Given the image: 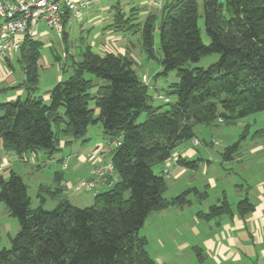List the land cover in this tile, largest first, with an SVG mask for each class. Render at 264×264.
<instances>
[{"label":"trees","instance_id":"16d2710c","mask_svg":"<svg viewBox=\"0 0 264 264\" xmlns=\"http://www.w3.org/2000/svg\"><path fill=\"white\" fill-rule=\"evenodd\" d=\"M119 4L113 6L109 28L139 34L148 58L163 68L158 76L177 71L179 80L163 95L143 81L128 53L100 54L88 47L79 58L71 56L63 68L70 75L50 90L47 103L38 89L43 43L25 38L18 60L26 74V96L0 101V141L5 150L21 159L40 151L53 156L61 133L80 139L91 125L101 123L108 141L122 137L112 156L119 180L90 207L79 208L62 198L47 210L31 207L28 186L19 174L0 176V204L20 225L19 233L10 238L11 248L0 249V264H162L148 253L146 238L139 236L146 220L153 212L189 205L191 194L207 193L189 189L167 200L166 175L154 168L193 140L198 125L232 124L264 111V0H173L143 20L138 7L125 12ZM200 18L211 40L208 46L202 40ZM157 26L162 58L155 48ZM63 34L66 41V25ZM211 55H219V60L210 67H188ZM7 64L11 67L10 60ZM152 90L164 105L153 104ZM240 147L239 142L228 146L223 157L232 160ZM178 162L187 169L196 167V162ZM57 181L60 184L58 175ZM57 192L61 195L62 187ZM253 210L249 198L240 201L241 216ZM231 212L224 200L200 216L210 219Z\"/></svg>","mask_w":264,"mask_h":264},{"label":"crops","instance_id":"0c3cea01","mask_svg":"<svg viewBox=\"0 0 264 264\" xmlns=\"http://www.w3.org/2000/svg\"><path fill=\"white\" fill-rule=\"evenodd\" d=\"M138 2L141 4V0ZM132 7L137 6L132 5ZM138 9L141 8L138 7ZM146 9L143 7L140 12L144 15L158 12L153 10L148 12L149 10ZM127 53H129L127 50L121 52L122 55ZM130 57L132 58L131 55ZM8 68L9 65L5 63L0 68V72L8 75ZM8 79L9 87L0 88V101L15 100L25 96V92L13 89L18 83L13 78ZM58 79L62 81L61 77ZM148 83L152 84L149 80ZM50 90L46 96L39 94L47 103L50 102ZM203 130H207V127L195 130L194 139L199 140V145H195L194 140L183 143L169 162L156 168H158L157 173L168 169V175L173 180L172 196H167L170 187L167 182L168 190L165 193L167 200L176 198L189 189H197L200 193L206 192L207 196L191 194L189 196L191 203L183 208L175 207L153 212L140 230V232L144 231L142 237L147 240L146 249L153 259L162 264H264V145L252 147L246 154L239 152L233 156V159L229 161L231 166L232 163L237 164L236 172L233 168L225 167L230 164L226 163L223 157L224 150H214L211 146L218 145V141L213 139L209 143ZM67 143L63 141L59 147L64 148ZM107 143L108 140L105 137V145ZM102 146L100 144L86 154L72 151L74 154L67 155L66 160L63 159L65 156L57 159L59 162L78 159L89 164L87 174L82 178L83 182L74 189L75 193L83 192L84 184L92 178L93 170L108 161V159L89 161L90 155ZM30 155L32 157H29ZM45 156L47 157H41L40 160L38 153H31L21 159L7 152L3 142L0 141V176L6 178L9 172L14 171L16 159L39 168L46 163L44 158H47L50 163L56 160L54 156L48 154ZM179 158L196 162V167L185 168L178 162ZM64 166L63 169L67 170L68 166L66 165V168ZM233 175L235 176L232 179ZM115 178L118 182V175H115ZM59 179L62 188L73 189L70 178L65 180L62 174ZM98 186L108 191L114 185ZM98 186L94 189L97 190ZM211 192L216 193L213 199ZM65 198L79 207V204H74L71 196ZM245 198H249L254 210L243 217L238 211V205ZM224 200L231 206L230 214L210 219L200 216V214H208L212 206H219Z\"/></svg>","mask_w":264,"mask_h":264},{"label":"rangeland","instance_id":"374dc122","mask_svg":"<svg viewBox=\"0 0 264 264\" xmlns=\"http://www.w3.org/2000/svg\"><path fill=\"white\" fill-rule=\"evenodd\" d=\"M224 1V0H221ZM120 2V7L123 8L125 12H128L132 5L139 8H143L138 0H101V2L95 5L91 10L84 13L83 19L77 25L66 26V33L68 34L67 40L64 41V34L61 37L51 30L44 23L38 26L37 31L40 34L38 40L43 43V48L41 52V57L38 60V77H39V94L46 96L48 91L52 89L56 84L60 82L59 77L62 80H66L70 75L69 72L64 73V66H68L71 62V56L79 58V54L83 52L86 48H91L92 51L100 54L107 52H113L121 54L122 51L127 50L134 58L136 63L135 69L139 76L142 77L146 75L149 80L150 85L154 86L156 90L162 91L161 93L165 95V90L174 83L178 82L177 71H172L165 75L158 74L163 72V68L158 60L149 59L147 54L142 49L141 38L139 34L127 35L119 31H114L109 28L112 17L114 15L113 6ZM139 11H142V10ZM202 13V8L200 9ZM139 19L143 20L144 15L139 12ZM199 27L201 29V36L203 43L205 45H210L211 40L206 33L203 18L199 19ZM155 48L159 58H162V54L159 50V32L158 26L155 32ZM20 53L11 59V67L8 68V75L0 72V88L9 87V79L13 78L18 84L17 90L23 92L26 89L22 86L24 80L26 79V74L24 73L22 66L19 63L18 57ZM219 55H211L202 58L198 63H190L189 68L203 67L208 68L214 63L218 62ZM8 65V64H7ZM2 70V69H1ZM9 76V77H8ZM154 96L153 104L155 106L164 105V101L158 100L157 92L151 91ZM26 96V92H25ZM23 96L22 98H25ZM171 101H175L174 96H170ZM91 107L96 109L94 103H91ZM99 117V111L96 109L95 118ZM145 119L143 115L140 119L142 122ZM204 136L207 138L208 142L214 139L218 141V145H212L214 150H225L228 146H232L235 143H240L241 147L239 152L242 154L248 153L250 148L256 147L258 145H264V111L253 113L243 119H240L232 124H217L213 126L198 125L197 129H204ZM196 130V129H195ZM202 132V131H201ZM61 146L63 141L68 143L65 147H59V151L54 153V159H67V155L74 154L72 151L78 152L79 154H86L88 151L93 150L97 146L105 145V135L103 132V127L101 123L97 125H91L87 134L80 138L75 139L67 137L64 134L59 135ZM90 139V140H88ZM88 140V141H87ZM41 157H47L42 151L38 152ZM29 157H32L30 155ZM46 163L39 168L31 163H24L21 160L14 162L13 170L18 173L24 180V182L29 187V196L31 199V207L38 208L43 206L47 210H53L56 208L62 198L66 196L73 199L74 204H79V208H87L95 203L96 196L104 193L107 189L102 186H98L97 190L88 192L84 189L83 192L75 193L74 189L76 186L81 184L82 178L89 169V164L82 162L81 160H67V162H59V160H54L52 163L48 162L47 158H44ZM226 163L230 164L229 160H225ZM67 163V164H66ZM68 166L67 170L63 169L64 165ZM228 169L233 168L236 172L238 171L237 164L232 163L225 166ZM158 168H154L157 172ZM64 175L65 180L70 178L72 183V190L70 188H62V194L59 195L57 190L60 189V184L57 181V175ZM235 175H233L232 179ZM10 172L6 175V179H9ZM167 182H169V192L167 196H172L174 190L173 180L166 174ZM63 182V181H62ZM61 183V182H60ZM216 193L211 192L212 199ZM20 230L19 222L16 218L10 216L5 204H0V249H10L11 241L10 238H14ZM143 232L139 233L142 237Z\"/></svg>","mask_w":264,"mask_h":264},{"label":"built area","instance_id":"2783aa9c","mask_svg":"<svg viewBox=\"0 0 264 264\" xmlns=\"http://www.w3.org/2000/svg\"><path fill=\"white\" fill-rule=\"evenodd\" d=\"M172 1L141 0L140 5L147 8L148 12H159ZM100 2L101 0H0V68L20 52L26 37L40 36L37 28L41 24L44 23L62 38L65 25H77L84 13ZM143 81L148 83L146 76ZM193 140L195 145H199L198 139ZM121 145L122 137H118L90 155L89 161H108L93 170L92 178L84 184L87 191H92L98 185L113 186L117 182L112 156ZM66 167L65 165L64 168ZM164 174H168V169L164 170Z\"/></svg>","mask_w":264,"mask_h":264}]
</instances>
